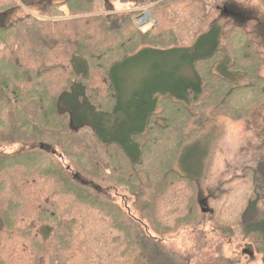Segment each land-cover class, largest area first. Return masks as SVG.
Returning a JSON list of instances; mask_svg holds the SVG:
<instances>
[{"label":"trees","instance_id":"16d2710c","mask_svg":"<svg viewBox=\"0 0 264 264\" xmlns=\"http://www.w3.org/2000/svg\"><path fill=\"white\" fill-rule=\"evenodd\" d=\"M121 1L131 10L104 14L109 0L98 13L93 0H0V18L32 11L0 24V264H65L77 237L93 264L111 258L125 264L128 259L130 264H190L185 254L165 248L162 237L148 232L169 234L205 216L199 195L192 199L196 176L186 172L196 154L187 160L184 143L187 133L197 134L189 127L195 119L189 104L204 95L193 104L198 111L211 106L215 113L221 107L220 114L255 110L264 97L261 61L255 57L243 66L256 44L236 34V25L225 31L221 14L210 23L204 17L206 29L197 30L190 45H177L181 35L156 45L158 38L142 33L136 19L158 0ZM43 26L62 29L50 34ZM149 53L174 59L176 77L163 74L167 80L136 96L135 112L124 111L116 68ZM64 147L59 155L56 148ZM107 148L125 161L119 169L127 167L133 176L134 205L147 210V220L116 204L112 179H100L108 186L99 189L97 176L118 170ZM93 152L102 155L94 164L102 172L93 168ZM247 171L251 182L240 180L242 187L223 201L221 225H232L238 213L264 263V162ZM146 173L148 183L141 177ZM234 180L223 194L234 188ZM56 229L63 240L45 246ZM210 264L232 263L221 257Z\"/></svg>","mask_w":264,"mask_h":264},{"label":"rangeland","instance_id":"374dc122","mask_svg":"<svg viewBox=\"0 0 264 264\" xmlns=\"http://www.w3.org/2000/svg\"><path fill=\"white\" fill-rule=\"evenodd\" d=\"M57 1L62 0H54V3ZM163 1L166 4L159 6L158 4ZM109 2L108 7L110 10H106L104 14L131 10L130 5L121 0H109ZM103 5L104 0H93L91 7H94L95 12L98 13L100 9L104 11ZM95 6L97 7L95 8ZM214 10H219V13ZM29 11L32 12L27 10L23 13V10H16L6 17H1L0 24L3 26L8 25V23L14 22L19 17L29 13ZM208 12L213 13V15L206 14ZM218 14L222 16L221 25L225 31L236 25L238 26L236 34L246 36L255 42L256 45L247 51L249 59L243 66L247 67L251 62L253 64L256 57L259 62L261 61L259 75L264 81V0H158L151 7L146 6L143 8L139 12L136 22L141 32L148 35L150 39L158 38L156 45H160L164 39L171 35L175 37L181 35L183 36L181 37L183 42H177V45L187 46L192 43L193 34L197 30L202 32L206 29L204 17H206V23H210L214 16ZM226 23H229V25L226 26ZM43 27L45 28L43 32L51 31L50 34H54L52 29H62L60 26ZM81 28L82 25L79 29ZM222 43V46L226 44L225 37ZM167 58L157 59L150 53L142 54L116 68V78L120 81L124 111L133 108L132 110L135 112L136 108L135 105L132 107V103L135 104L136 96L143 97L149 89L158 83L160 84L161 81L167 80L163 74L173 78L176 77V61ZM208 89H206V93L209 92ZM262 90L264 92V84ZM203 96L189 104L190 111L195 115V119L189 122V127L197 128L195 129L197 134L187 133L189 136L184 143V145L187 143L185 158L189 160L194 154H196V157L194 156L190 161L189 167L191 168L189 171L184 170L196 176L197 183L193 189L192 199L199 195L200 201L205 204V216L200 217V220L191 226H182L179 230L171 229L169 234H156L151 228H148V232L152 236L162 237L165 248L185 254L190 259V264H210L217 259H221V257L229 258L232 264H264L262 255L257 254L255 250L253 239L250 240L246 237L238 213L235 214L234 219H230L232 225L224 227L221 225V222L225 220H223L224 217L221 214L223 201L227 202L231 192H236L238 188L242 187L243 183L240 184V180L247 181V183L251 182V178L247 176L249 173L245 174L248 172V168H254L264 162V97L261 100L263 104L252 107L255 110L249 111L251 108L248 109V112L241 110L237 115V113L233 114L232 110L229 113L220 114L221 107L215 113L213 112V106L198 111V108L194 107L193 104L198 101L200 103ZM128 113L129 111H126L123 116V122L127 126L131 124ZM65 149V147L63 149L56 148L59 155ZM107 150L110 160L113 161L112 166L118 170L112 176L104 174L100 177L97 176V182L103 186L99 189L104 191V188L108 186V183H100V179H112V187L114 185L113 188L116 190L113 193L116 204L122 209L128 210L127 213L130 216L143 217L147 220V210L144 208L142 210L137 209L134 205V189L130 182L133 176L129 174L127 167H125V171L119 169V167H122L119 164L125 165V161L117 156L119 153L113 148H107ZM98 156L101 157L102 155L92 153L94 158L93 168L102 172L101 166L94 165L98 161ZM67 162L71 164L68 159ZM187 165L188 163L183 167ZM149 166L148 163L145 168ZM174 167L183 172L182 167L178 164H175ZM141 171L145 172L146 169H141ZM244 176L245 178H241ZM141 177L142 181L148 183V173L142 174ZM231 179H235L233 181L234 188L228 191L227 194H223L222 191L228 188ZM144 197L146 200V196ZM163 202L164 200L159 204ZM261 205L260 207H262ZM225 212H228V210ZM185 221L187 220L185 219ZM144 222L146 223V221ZM63 238L62 232L56 229L52 237L45 242V246L55 247ZM75 240L77 242L69 253L72 258L65 264H93L89 263L86 249L83 246L81 247V239L77 237ZM107 263L125 264L123 259L113 261L112 258ZM126 264H130L129 259Z\"/></svg>","mask_w":264,"mask_h":264},{"label":"water","instance_id":"95a60500","mask_svg":"<svg viewBox=\"0 0 264 264\" xmlns=\"http://www.w3.org/2000/svg\"><path fill=\"white\" fill-rule=\"evenodd\" d=\"M205 212V211H204Z\"/></svg>","mask_w":264,"mask_h":264}]
</instances>
